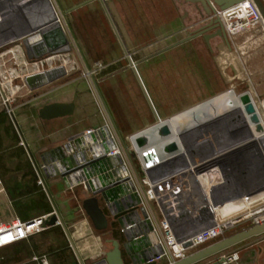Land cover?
I'll list each match as a JSON object with an SVG mask.
<instances>
[{
  "label": "crops",
  "instance_id": "0c3cea01",
  "mask_svg": "<svg viewBox=\"0 0 264 264\" xmlns=\"http://www.w3.org/2000/svg\"><path fill=\"white\" fill-rule=\"evenodd\" d=\"M86 1L89 0H83L75 6ZM102 4L106 7L113 27L137 72L140 66L159 61L162 57L174 59L175 56L170 54L174 49L187 47L190 44L200 43L207 56L210 53L207 48L209 46L202 38L175 46L181 41H178V36L186 37L188 33H185V30L193 25L195 20L201 19L193 12L194 6L187 4V0H109V2L94 0L64 14L68 16L72 13L79 15V18H84L93 12L101 11L106 17L115 37L109 44L108 49L111 53L109 57L104 61L98 59L90 63L78 46L84 65L91 69L96 62L101 63L103 68L99 72L105 79L115 77L114 75L119 76L123 72H133L128 67L126 55L114 34ZM259 31L238 35L234 38L233 44L237 42L242 45L245 39L255 36ZM210 42L212 45L215 44L216 48L230 52V48L220 44V40L213 39ZM17 46V43L13 42L0 49V82L5 79L3 74L13 73L15 66L20 62L10 60L6 55L8 52H16ZM162 46L163 48H160ZM234 46L236 45L232 47ZM198 53L199 50L196 49L190 55H198ZM26 56L25 50H21L20 57L23 59ZM195 60L197 62V58ZM27 70L21 69V72L25 74ZM154 72V68H146L148 76L153 75ZM64 79L66 78L62 77L36 91L24 87L18 91L7 108L4 106L0 108V225L10 224L13 220L30 222L45 218L54 212L55 205L66 226L69 238L62 226L57 223L39 233L28 234L25 239L15 244L1 248L0 264H98L104 259L105 254L112 250L110 243L112 240L119 242L125 264L129 260L124 248L125 239L122 241L116 231H95L82 211V201L90 197L85 188L79 186L70 191L66 189L62 178L50 177L44 170V165L59 158V148L70 138L87 129L101 127L105 123V117L108 116V107L96 83L94 88L99 95L102 107L98 105L89 84L82 83L79 79L68 78L62 81ZM253 89L256 97L264 94L262 81L255 80ZM51 103H73L74 112L69 117L40 120L38 111ZM208 104L209 100L165 122L174 124L207 107ZM91 112L94 116L97 115V123L87 124L84 129L77 130L76 124L86 119L87 114ZM217 116L224 117L225 112ZM207 119L210 118L202 116L175 131L173 141L179 149L181 145V143L179 145V134ZM111 121L120 134L115 122ZM141 129L142 127H136L130 130L127 137ZM156 132L157 127H154L144 134L161 145L164 143L161 138H152ZM236 251L239 260L234 264H264V237L240 244ZM223 254L226 252L207 258L203 260L204 263L202 261L199 263L210 264Z\"/></svg>",
  "mask_w": 264,
  "mask_h": 264
},
{
  "label": "built area",
  "instance_id": "2783aa9c",
  "mask_svg": "<svg viewBox=\"0 0 264 264\" xmlns=\"http://www.w3.org/2000/svg\"><path fill=\"white\" fill-rule=\"evenodd\" d=\"M213 17L219 19L231 45L236 36L264 28L251 0H243L225 10L215 9ZM36 36L39 39L32 40ZM47 39L54 50H48L46 40L38 33L25 38L29 41L30 48L43 45L47 50L42 56H33L31 59L27 56L23 59L20 57L21 50H25L22 40L14 42L17 43L18 49L6 55L10 60L20 62L15 66L13 73L3 74L5 79L0 82V108H7L20 89L28 88L26 79L30 77L60 69L66 76L67 65L70 63L63 52L67 50L55 49V37L49 35ZM63 48L65 46L60 49ZM102 68V64L96 62L88 70V74L95 75ZM21 69H28L27 73L23 74ZM253 99L262 128L261 141L257 144L264 151V97ZM137 134L139 132L127 138L129 147L126 146L107 116L101 127L87 129L70 138L59 148V158L44 165V170L50 177H60L64 180L66 189L72 191L82 186L89 191V195L96 193V198H102L104 209L110 217L119 221L120 233L125 239L124 247L133 251L132 256L137 264H172L185 258L189 252L225 237L237 226L249 227L264 222V204L250 209V197H245V200L240 199L245 205V212L240 217L225 222L215 220L213 226L193 233L184 232L188 226L183 224L179 227L183 232L175 236L161 212L160 221L156 219L150 203L155 202L158 206L156 190L161 184L171 180L181 182L186 179L188 172L183 168L166 179L152 182L147 171L163 162L162 144L151 140L148 145L138 148L134 143ZM129 151L134 155V162ZM196 170L193 175L192 171L188 173L192 179L205 178L206 172L199 173ZM180 176L184 178L180 179ZM43 219L30 222L13 220L10 224L0 225V249L25 239L28 234L41 232L45 229ZM221 257L224 259L221 264H234L239 260L236 252L223 254Z\"/></svg>",
  "mask_w": 264,
  "mask_h": 264
},
{
  "label": "water",
  "instance_id": "95a60500",
  "mask_svg": "<svg viewBox=\"0 0 264 264\" xmlns=\"http://www.w3.org/2000/svg\"><path fill=\"white\" fill-rule=\"evenodd\" d=\"M90 1L94 0L83 2L82 4L65 11V14L86 5ZM242 1L243 0H187V4H192L194 6V10L198 12L201 19L199 20L198 28L188 33L186 38L179 41L175 46L197 38H202L207 46H209L211 40L219 39L227 48H230V42L219 19L213 17V15L215 9L225 10ZM251 1L256 7L264 25V0ZM102 6L112 26L114 34L126 55L128 67L132 70L155 120V124L140 131L139 134L134 137V143L136 146L142 148L148 145L151 141L144 132L167 120L161 121L158 117L156 110L146 95L135 69V65L127 56V52L113 27L106 7L103 4ZM42 15H47V18L41 20ZM35 33H38L44 40H46V47L50 51L54 50V48H52L47 39L49 35L56 39L54 43L56 46L55 49H59V51L68 49V47L60 49L67 45V43L62 35L58 16L50 0H0V48L22 40L27 57L29 59L33 58V56L38 58L46 53V47L38 45L30 48L29 41L25 40L26 37ZM62 76H64V72L60 69L39 76L30 77L26 79V84L31 91H36L44 88ZM238 96L243 105V112L248 117L249 122L251 124H258L259 118L253 102L249 97V92H243ZM73 112V103H51L43 106L38 111V118L40 120L64 118L71 116ZM107 114L109 119L112 120L108 110ZM227 123L228 122L225 118L215 117L196 124L185 132L179 134L180 143L182 144L187 157L191 160L206 158L203 166L196 171L199 173H207L209 170L214 169L221 174L229 199L216 205L220 207L226 203L235 201L242 196L248 198L264 192V151L255 142H242L245 136L248 135V131L245 127H242V131H239L238 128L229 129ZM243 132H245V134ZM159 135L161 137H168L170 135L169 128L167 126L162 127L159 131ZM177 150V144L172 140L162 144L161 154L164 158L163 162L159 166L147 171V175L152 182L166 179L177 173L180 169L179 167L185 164V158L175 154ZM200 179L203 181L204 177H201ZM182 183L184 182L171 180L161 184L156 190L157 203L160 212L168 222L175 236L183 232L182 230H179V227L183 224H187L188 226L184 231L187 233L192 232V227H194V229L200 228V230L211 227L208 223V215L204 218L200 216L201 218L197 219L196 216H188L182 208L183 206L179 195ZM187 183H189V181ZM87 192L90 194L88 190ZM96 195L97 194L94 193L91 194L90 197L84 199L81 203V209L95 231L103 232L112 230L111 223L107 219L104 211L100 208ZM53 208L54 212L43 219V227L47 228L59 223L67 238H69L68 231L58 209L55 205ZM202 214H204V212H202ZM262 235H264V222L251 225L238 232L227 235L193 253L188 254L185 258L172 264H197L212 256L220 255L222 252L242 242ZM110 243L112 245V250L107 252L104 259L98 264H125L119 247V242L112 240ZM124 248L130 264H137L132 256L133 251L126 249V247ZM73 249L76 251L74 247ZM223 261V257L220 256L216 261L210 264H221Z\"/></svg>",
  "mask_w": 264,
  "mask_h": 264
},
{
  "label": "rangeland",
  "instance_id": "374dc122",
  "mask_svg": "<svg viewBox=\"0 0 264 264\" xmlns=\"http://www.w3.org/2000/svg\"><path fill=\"white\" fill-rule=\"evenodd\" d=\"M81 1L83 0H50L58 16L62 35L67 43L65 47H68L67 51L63 52L68 59L67 62L70 63L67 65V74L64 78L79 79L82 83L89 84L94 91L98 105L102 107L99 95L94 88V83H96L121 139L129 147L127 139L131 136L129 134L127 137L129 131L136 129V127H142L141 130H138L139 132L145 130L155 124V120L133 73L127 71L119 76L114 75L115 77H107L106 79L101 76L99 71L95 75L88 74L89 68L84 65L78 46L80 51L88 57L90 63L98 59L104 61L111 54L108 48H110V41L114 40L115 37L101 11L93 12L84 18H79V15L72 13L68 16L64 14L66 10L81 3ZM193 12L196 13V16L199 15L197 11L194 10ZM199 20H195V23L193 22V25H190L185 33L197 29ZM262 28L258 29L260 31L255 36L245 39L244 44L240 45V43L235 42L233 45L236 46L234 47L230 44V52L216 48L215 44L212 45L209 42L207 48L210 53L207 56L200 43L197 45L190 44L187 47L174 49L170 53L175 56L174 59L162 57L159 61L140 66L139 72H137L138 76L160 120H168L227 91H233L236 95L249 92L252 93L253 98H256L253 89L255 80L262 81V85H264V29ZM184 38L186 37L180 35L177 39L179 41ZM217 40L219 41V39ZM220 44L223 43L220 41ZM196 49L199 50L198 55L191 56L190 53ZM196 58L197 62H195ZM148 67L155 69L151 76L146 74ZM259 97L263 98L264 94ZM225 108V106L221 107L216 113L226 112ZM96 117L97 115L94 116L93 112L88 113L86 119L84 118L76 124V129L82 130L87 124L97 123ZM129 154L134 162L132 151H129ZM97 199L100 208L106 214L109 222L112 223L114 232L116 231L124 241V237L120 233V223L110 217L104 209L102 198L99 196ZM263 204L264 192L248 199L250 209ZM150 206L154 216L160 221L161 214L158 206L155 202H151ZM244 212L245 205L240 199H237L221 206L217 210L216 216L219 222H225L240 217ZM246 227L248 225L237 226L230 230L226 236ZM195 251L197 250H193L189 254ZM127 264H130L129 260H127Z\"/></svg>",
  "mask_w": 264,
  "mask_h": 264
},
{
  "label": "bare ground",
  "instance_id": "6f19581e",
  "mask_svg": "<svg viewBox=\"0 0 264 264\" xmlns=\"http://www.w3.org/2000/svg\"><path fill=\"white\" fill-rule=\"evenodd\" d=\"M46 16L42 15L41 20H43V18L46 19ZM38 39L39 37L36 36L33 37L32 40ZM249 97L251 101L254 102V99L250 93ZM224 106L226 107V112L227 109L229 112H225V116L221 118H225V120H227V127H229V129L238 128L239 131H242V127H245L247 129L248 135H244L245 138L242 140V142L252 141L257 143L258 141H261L262 128H260V124H251L249 122L248 117L243 112V105L240 100V97L236 95L233 91H227L214 98L209 99V104L207 107L200 109L199 111L191 114V116L185 119L176 121L174 124L162 122L160 125L156 126L157 132L152 138H161L164 142H168L171 140L173 141L175 131L179 127L190 124L191 122L195 121L196 119L202 116H207L210 119L218 117L216 111ZM164 126H167L170 130V135L168 137H161L159 135L160 129ZM243 133L245 134V132ZM177 147L178 150L175 152V154L181 157L183 156L186 160L185 164L179 167V170L185 168L188 173L192 171L193 175L196 169H200L201 166H203L206 158L191 160L189 157H187L184 148H182V144L180 145V149L178 145ZM179 170L177 172H179ZM188 173L185 176H190V178L186 177V179H183L184 183H182V186L179 191L180 200L183 206L182 208L185 210L188 216H196L197 219L201 217L204 218L208 215L207 218L209 226H213L215 224V220H217V210L221 208L220 206L216 205H219V203L227 201L229 199L228 194L225 190L221 174L217 170L211 169L206 173L205 178L202 181V179L200 178L196 180L192 179V176ZM183 177L184 176H180V179ZM188 181L189 183H187ZM244 198L245 196H242L238 199L245 200ZM202 212H204V214H202ZM191 229L190 230L192 231V233L200 230V228L194 229V227H192Z\"/></svg>",
  "mask_w": 264,
  "mask_h": 264
},
{
  "label": "trees",
  "instance_id": "16d2710c",
  "mask_svg": "<svg viewBox=\"0 0 264 264\" xmlns=\"http://www.w3.org/2000/svg\"><path fill=\"white\" fill-rule=\"evenodd\" d=\"M112 227V226H111ZM112 231H114V228L112 227ZM264 237V235H262V236H259V237H256V238H251V241L252 240H255V239H257V238H263ZM250 241V239L249 240H247V241H245V242H249ZM245 242H242V243H240V244H243V243H245ZM240 244H238V245H236V246H234V247H232V248H230V249H228V250H226V251H224L223 253H228V252H230V253H232V252H236V253H238L237 251H236V248L238 247V246H240Z\"/></svg>",
  "mask_w": 264,
  "mask_h": 264
},
{
  "label": "flooded vegetation",
  "instance_id": "af4514ba",
  "mask_svg": "<svg viewBox=\"0 0 264 264\" xmlns=\"http://www.w3.org/2000/svg\"><path fill=\"white\" fill-rule=\"evenodd\" d=\"M203 40V39H202Z\"/></svg>",
  "mask_w": 264,
  "mask_h": 264
}]
</instances>
